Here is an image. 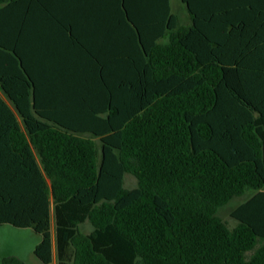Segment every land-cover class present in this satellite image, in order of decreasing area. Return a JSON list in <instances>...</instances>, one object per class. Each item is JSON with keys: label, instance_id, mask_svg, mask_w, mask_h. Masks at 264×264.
<instances>
[{"label": "trees", "instance_id": "trees-1", "mask_svg": "<svg viewBox=\"0 0 264 264\" xmlns=\"http://www.w3.org/2000/svg\"><path fill=\"white\" fill-rule=\"evenodd\" d=\"M182 1L0 0V225L43 263L53 219L57 264H264V0Z\"/></svg>", "mask_w": 264, "mask_h": 264}, {"label": "rangeland", "instance_id": "rangeland-1", "mask_svg": "<svg viewBox=\"0 0 264 264\" xmlns=\"http://www.w3.org/2000/svg\"><path fill=\"white\" fill-rule=\"evenodd\" d=\"M183 8H185V6ZM180 17L182 18L183 23L188 21L186 14L180 15ZM94 140L97 144V148L99 149L98 139L94 138ZM135 185V176L131 173H125L124 186L130 188ZM249 193L250 192H247L242 196H234L227 203L217 209V215L220 216L229 227H232L236 223V220L230 215V211ZM51 213L53 217V212L51 211ZM89 227L90 225L88 222L83 223V232H87ZM51 232H54L53 219L51 222ZM38 235V233L30 231L28 228L15 227L11 224H4L0 226V257L1 255L15 253L19 257L23 258L22 260L24 261V264H57L56 259L50 263H43L32 253L31 247L37 241Z\"/></svg>", "mask_w": 264, "mask_h": 264}, {"label": "crops", "instance_id": "crops-1", "mask_svg": "<svg viewBox=\"0 0 264 264\" xmlns=\"http://www.w3.org/2000/svg\"><path fill=\"white\" fill-rule=\"evenodd\" d=\"M147 2L152 5V8H151V10L149 11V13L147 15L148 18L147 17L146 18L149 21L163 19V27H164V29H167L166 27L168 26V19H169L168 14L166 15V13H164V8L165 7H162V5H166V3L169 5L171 13H173L176 16L177 21L180 24L183 23L182 22V18L180 17V15L186 14V16L188 18V13L186 11V8H183L185 6V3L182 0H147ZM184 23H186V22H184ZM84 223H86V222H84ZM2 225H4V224H2ZM2 225H0V226H2ZM21 228H28V230H30L32 232H36L32 227H21ZM80 229L83 231V223L80 224ZM90 229H91V225H90L88 231ZM37 238H38L37 241L31 247V250H32L33 254H34L33 248H34L35 244L39 241L40 234L38 235ZM51 242H52V244H51L52 245V261L55 260V259L57 261V258H56V242H55V233L54 232H51ZM7 255H15V256L19 257L15 253H10V254H7ZM19 258L23 259L21 257H19Z\"/></svg>", "mask_w": 264, "mask_h": 264}]
</instances>
